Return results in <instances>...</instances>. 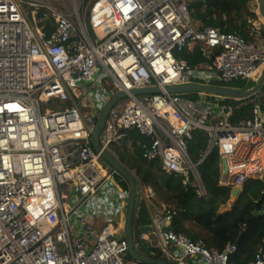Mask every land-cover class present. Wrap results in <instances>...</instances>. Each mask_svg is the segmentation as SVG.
Masks as SVG:
<instances>
[{
    "label": "built area",
    "instance_id": "built-area-1",
    "mask_svg": "<svg viewBox=\"0 0 264 264\" xmlns=\"http://www.w3.org/2000/svg\"><path fill=\"white\" fill-rule=\"evenodd\" d=\"M254 25L251 40L198 27L186 0H0V264H143L130 257L117 223L96 233L97 215L79 209L111 176L118 200L124 204L129 194L121 174L110 169L105 175L99 166L101 151L91 137L102 109L83 114L79 87L88 84L81 82L106 79L114 94H128L110 109L99 136L102 149L117 160L112 144L137 130L148 138L143 157L160 159L165 172L184 176L204 193L199 164L189 156L198 128L207 133L206 153L218 149L228 165L226 173L222 163L220 183L243 189L247 178L261 175L262 102L255 103L251 117L234 122L228 97L210 94L204 104L199 93L190 99L166 91L171 85L210 84L216 74L224 81H255L264 67V22ZM196 45L206 60L201 65L176 57ZM145 87L161 92L131 93ZM54 98L67 99V106L50 107ZM130 171L150 219L149 233L167 263L187 264L197 255L201 264H229L228 252L236 245L219 252L174 232L171 207ZM61 184L68 186L64 193ZM148 237L135 245L150 242ZM247 264H264V252Z\"/></svg>",
    "mask_w": 264,
    "mask_h": 264
},
{
    "label": "trees",
    "instance_id": "trees-1",
    "mask_svg": "<svg viewBox=\"0 0 264 264\" xmlns=\"http://www.w3.org/2000/svg\"><path fill=\"white\" fill-rule=\"evenodd\" d=\"M254 0H186L190 15L198 27H218L223 32L241 34L251 40L259 15L252 7ZM200 45L191 50L177 51L178 59L188 65H201L205 60ZM213 84L241 88L245 79L224 81L213 78ZM259 96V98H258ZM247 98H227L233 105L231 120L238 122L252 115V108L259 100L264 104V86L259 95ZM198 99V93L187 94ZM214 99V98H212ZM128 138L112 144L119 160L134 170L140 181L155 190L157 196L171 207L172 230L192 240H202L206 247L224 251L228 245L236 250L228 252L229 264H247L260 250L264 252V183L249 177L235 201L231 200V185L219 182L222 163L218 149L206 153L207 133L202 129L192 131L189 156L198 162L204 193L196 185L185 183V177L167 173L160 159L143 157L142 145L148 138L137 130L128 131ZM141 222H148V214L140 212Z\"/></svg>",
    "mask_w": 264,
    "mask_h": 264
},
{
    "label": "water",
    "instance_id": "water-1",
    "mask_svg": "<svg viewBox=\"0 0 264 264\" xmlns=\"http://www.w3.org/2000/svg\"><path fill=\"white\" fill-rule=\"evenodd\" d=\"M258 4V15L264 20V0H256ZM98 73H95L93 78L97 77ZM92 80H87L85 82H81L80 85H84V83L90 85L92 84ZM264 86V67L259 75V77L252 82L246 83L241 88H235V87H229V86H223L219 84H208V83H197L192 82L190 84H179V85H171L166 87V91L169 92H176V93H199L202 97H205L207 95H223L225 97L229 98H247L252 95H256L258 92H261ZM132 94L138 95L143 93H159L161 92L158 87H145L143 89H133L131 90ZM126 91H118V93L114 94L105 104V106L102 108L100 114L98 115V121L94 129V133L91 137V141L93 142V146L96 151H101L102 159H104L109 166L112 167V170L117 171L119 174H122L125 179L128 182V190H129V197H128V205H127V218H126V224H125V234L126 239H128V253L130 257H132L135 260L140 261L143 264H169L167 261L161 257H153L150 255H146L143 252L138 251L135 248V239H134V233H133V217H134V207L136 204V199L138 195L137 190V182L133 174L131 173L130 169L124 165L121 161L117 160L115 157H113L107 150L102 149L99 136L100 132L103 129L106 120L108 118V112L110 109L115 105V103L122 97L127 96ZM223 168L224 171L228 172V165L225 161V159H222ZM255 178L260 179L264 183V172L256 176ZM242 189L239 187H234L231 198L233 201H235L239 194L241 193ZM172 223V222H171ZM170 223V226H171ZM151 229V225L146 224V226L140 227V230L142 232L149 231ZM169 230L168 227H164L163 231L167 232Z\"/></svg>",
    "mask_w": 264,
    "mask_h": 264
},
{
    "label": "rangeland",
    "instance_id": "rangeland-1",
    "mask_svg": "<svg viewBox=\"0 0 264 264\" xmlns=\"http://www.w3.org/2000/svg\"><path fill=\"white\" fill-rule=\"evenodd\" d=\"M256 3L257 1L254 0V4L256 5V9L258 10V4ZM24 8L25 10H30L27 6H25ZM199 73L201 75H204V77H206L208 75L210 76L212 74V71H205V72L200 71ZM205 73L207 75H205ZM212 78L216 79L217 74L216 76L213 75ZM79 88L82 92V96L78 98V101L80 103V107L84 115L89 114V113H94V111H100L102 107L105 105L107 98L112 97L114 94L111 88L107 86L106 79H101L100 83H93L92 85L91 84L84 85V86H80ZM124 99L125 98H123L122 100ZM52 101L54 104H51L50 107L55 108V109H60L61 107L67 106L68 104L67 99L64 100V99L54 98ZM199 101L201 103L208 104L206 101V98L200 97ZM99 166L105 175L109 172L110 169H112V167L109 166V164L104 159H101L99 161ZM116 181L117 179H115L114 176H111L107 178L105 181H103L98 189L99 191L96 194V196L89 198L84 203H82L79 209L85 213L93 212L94 214H97L99 212L102 213L101 209L104 208L106 211V212L103 211L104 215H106L105 213H109V215H112L113 217L115 216V214H118L119 208L121 206V202L118 200V197H117L118 188L116 187L117 186ZM67 188L68 186L66 184L60 185V189L63 193L66 192ZM70 197L71 196L66 195L67 203H69ZM136 216L137 214L135 213L134 220H133L134 233H136L137 231V227H136L137 217ZM72 222H74V220H72ZM97 222H98V219L96 220V224ZM100 230H101V226L97 227L96 233H99ZM135 248L139 251H143L141 248H139L136 245H135Z\"/></svg>",
    "mask_w": 264,
    "mask_h": 264
},
{
    "label": "crops",
    "instance_id": "crops-1",
    "mask_svg": "<svg viewBox=\"0 0 264 264\" xmlns=\"http://www.w3.org/2000/svg\"><path fill=\"white\" fill-rule=\"evenodd\" d=\"M252 7L254 8L255 12L257 13V9H256V5L254 4V1L252 2ZM259 17H260V15H259ZM260 18H259V20L256 21V23H259V22L263 23L264 22V20L262 18L261 19ZM124 179H125V177H124ZM144 185H147V184H144ZM147 186H149V185H147ZM123 187H126L128 189V182H127L126 179H125L124 182H122V188ZM149 187H151V186H149ZM154 192H155V190H154ZM155 194H156V192H155ZM128 197H129V194H128ZM128 197H127V199H125V201H126V203L124 202L125 204H123L122 201H120L121 202V206L119 208V212H118V214H115V216H113V217H112V215H109V213H105L107 216L104 215L103 211L104 212H106V211H105L104 208H102L101 209L102 213L99 212V213L96 214L97 216L94 217L95 221L98 219V222H97V225H96V229H97V227H100V226H101V228L104 227L109 222H112V223L114 222V223H117V227H118V233L117 234H122L123 232H125V222H124V220H126V218H127L126 210H127V205H128ZM156 197H157L158 201L164 202L157 196V194H156ZM231 200H232V198H231ZM143 210H144V208L140 204L139 197L137 195L136 204H135L134 212H133L134 215H135V213L137 214V216H136L137 217L136 218V227H137L136 233H134V230H133L134 239L137 242V240H139L140 237L141 238H146V237L150 236L148 238L151 241L146 243V244H140L139 246L136 243V245L143 250V251H140V252H143L144 254H146V255L148 254V255L153 256V257H161L162 258V255L159 253V251L156 248L157 238H155L154 236L150 235V233H149V231L151 229L149 231H146V232H142L140 230V227L146 226V224L151 225L149 216H148L149 220H148V222H146V224L141 222V219H140V215L141 214H140V212H142ZM133 220H134V217H133ZM172 248L174 249L175 247L172 246ZM153 249H155V252L153 254H151V250H153ZM177 250H179V249H177ZM186 262H187V264H201L200 257L197 256V255H196V257H188Z\"/></svg>",
    "mask_w": 264,
    "mask_h": 264
},
{
    "label": "bare ground",
    "instance_id": "bare-ground-1",
    "mask_svg": "<svg viewBox=\"0 0 264 264\" xmlns=\"http://www.w3.org/2000/svg\"><path fill=\"white\" fill-rule=\"evenodd\" d=\"M69 204V203H68Z\"/></svg>",
    "mask_w": 264,
    "mask_h": 264
}]
</instances>
